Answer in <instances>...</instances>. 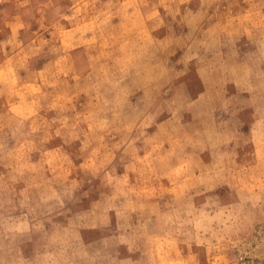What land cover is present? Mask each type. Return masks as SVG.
Segmentation results:
<instances>
[{
	"label": "rangeland",
	"instance_id": "obj_1",
	"mask_svg": "<svg viewBox=\"0 0 264 264\" xmlns=\"http://www.w3.org/2000/svg\"><path fill=\"white\" fill-rule=\"evenodd\" d=\"M0 264H264V0H0Z\"/></svg>",
	"mask_w": 264,
	"mask_h": 264
}]
</instances>
